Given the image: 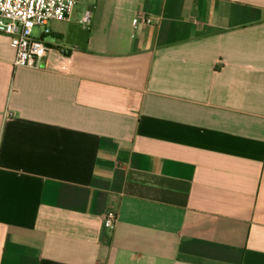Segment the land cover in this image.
<instances>
[{
    "label": "crops",
    "instance_id": "obj_1",
    "mask_svg": "<svg viewBox=\"0 0 264 264\" xmlns=\"http://www.w3.org/2000/svg\"><path fill=\"white\" fill-rule=\"evenodd\" d=\"M49 28L36 68L0 33V264H264V0Z\"/></svg>",
    "mask_w": 264,
    "mask_h": 264
},
{
    "label": "built area",
    "instance_id": "obj_2",
    "mask_svg": "<svg viewBox=\"0 0 264 264\" xmlns=\"http://www.w3.org/2000/svg\"><path fill=\"white\" fill-rule=\"evenodd\" d=\"M79 0H0V33L10 39L15 48V67H40L47 58L49 47L43 36L48 35L52 22H64L69 19ZM90 23V13L83 19ZM137 25L157 24L152 18L137 15ZM40 28V36H34V30ZM117 215L109 212L104 218V225L113 228Z\"/></svg>",
    "mask_w": 264,
    "mask_h": 264
},
{
    "label": "rangeland",
    "instance_id": "obj_3",
    "mask_svg": "<svg viewBox=\"0 0 264 264\" xmlns=\"http://www.w3.org/2000/svg\"><path fill=\"white\" fill-rule=\"evenodd\" d=\"M40 32H41V29L40 28H36L34 30V36H39Z\"/></svg>",
    "mask_w": 264,
    "mask_h": 264
}]
</instances>
